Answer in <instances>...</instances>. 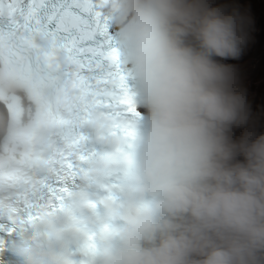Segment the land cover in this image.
Wrapping results in <instances>:
<instances>
[{
    "label": "clouds",
    "instance_id": "9594fccd",
    "mask_svg": "<svg viewBox=\"0 0 264 264\" xmlns=\"http://www.w3.org/2000/svg\"><path fill=\"white\" fill-rule=\"evenodd\" d=\"M137 115L122 198L105 202L99 264H264V134L233 130L247 104L226 60L243 20L210 0H109ZM49 222L11 245L22 264H61Z\"/></svg>",
    "mask_w": 264,
    "mask_h": 264
},
{
    "label": "snow or ice",
    "instance_id": "6c2138e0",
    "mask_svg": "<svg viewBox=\"0 0 264 264\" xmlns=\"http://www.w3.org/2000/svg\"><path fill=\"white\" fill-rule=\"evenodd\" d=\"M110 22L107 0H0V37L24 46L46 41L52 56L67 61L68 78L78 82L88 98L127 91ZM122 100L131 102L127 96ZM76 131L73 125L71 134ZM66 173L67 169L57 167L56 182L67 180L71 173Z\"/></svg>",
    "mask_w": 264,
    "mask_h": 264
},
{
    "label": "rangeland",
    "instance_id": "374dc122",
    "mask_svg": "<svg viewBox=\"0 0 264 264\" xmlns=\"http://www.w3.org/2000/svg\"><path fill=\"white\" fill-rule=\"evenodd\" d=\"M224 1L210 0L214 5H222ZM233 9L235 8L230 10ZM241 10L244 12L236 11L243 20L246 43L240 56L234 60L230 59V62L236 76V87L243 92L248 115L244 127L233 130L236 139L245 132L252 133L254 136L264 134V57L256 64L252 83L246 79L254 69L252 56L264 53V0H246ZM248 30H254V36L246 38Z\"/></svg>",
    "mask_w": 264,
    "mask_h": 264
},
{
    "label": "bare ground",
    "instance_id": "6f19581e",
    "mask_svg": "<svg viewBox=\"0 0 264 264\" xmlns=\"http://www.w3.org/2000/svg\"><path fill=\"white\" fill-rule=\"evenodd\" d=\"M225 1L222 5L225 7L226 11H231V8H235L240 11V13L244 12L241 9L246 0ZM248 31L249 32H247L246 38L252 36L254 32V30ZM263 57L264 53L252 56V65L254 66V69L253 72L251 70L252 73L246 77L250 83H252L255 75L254 71L257 68L256 64L260 61V59L262 60ZM225 63L231 64L230 60H226ZM18 114H20L19 124L11 121L12 109L10 107V102L0 99V163L9 159L11 155H20L23 147L18 141L16 135H21L27 131H31L34 122L38 118L37 108L25 100H22L21 108L19 109ZM23 142L26 143L25 138L23 139Z\"/></svg>",
    "mask_w": 264,
    "mask_h": 264
}]
</instances>
